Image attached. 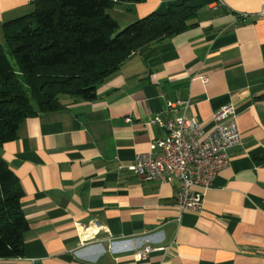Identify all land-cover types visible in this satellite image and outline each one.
Segmentation results:
<instances>
[{
	"label": "crops",
	"instance_id": "0c3cea01",
	"mask_svg": "<svg viewBox=\"0 0 264 264\" xmlns=\"http://www.w3.org/2000/svg\"><path fill=\"white\" fill-rule=\"evenodd\" d=\"M172 0L112 8L124 26ZM32 0H0L3 24ZM261 0L202 5L188 29L134 51L96 88L92 101L25 118L0 155L18 179L29 223L23 255L0 264H264V17ZM243 14H246L244 16ZM124 22V23H123ZM203 76L206 80H203ZM204 131L231 103L241 143L205 190L199 212L179 213L177 182L146 180L126 168L161 137L152 119L177 117ZM144 246L163 249L143 260Z\"/></svg>",
	"mask_w": 264,
	"mask_h": 264
},
{
	"label": "trees",
	"instance_id": "16d2710c",
	"mask_svg": "<svg viewBox=\"0 0 264 264\" xmlns=\"http://www.w3.org/2000/svg\"><path fill=\"white\" fill-rule=\"evenodd\" d=\"M143 0H32V10L3 24L0 43V145L27 117L62 106L61 97L92 101L96 88L134 51L193 24L202 5L172 0L121 26L112 8ZM18 179L0 155V258L23 255L29 229Z\"/></svg>",
	"mask_w": 264,
	"mask_h": 264
},
{
	"label": "built area",
	"instance_id": "2783aa9c",
	"mask_svg": "<svg viewBox=\"0 0 264 264\" xmlns=\"http://www.w3.org/2000/svg\"><path fill=\"white\" fill-rule=\"evenodd\" d=\"M258 16L264 17V0H261ZM203 80L206 77L203 76ZM188 106L187 100L168 102L167 113L182 108L183 114L165 119L155 115L152 122L161 128V137L153 140L146 152L137 154L131 164L118 165L146 180L176 181L175 205L180 214L200 211L205 190L228 163L229 149L241 143L237 113L231 103L213 113V126L209 131H204L195 118L185 114ZM160 249L163 248L144 246L134 256L143 260L150 252Z\"/></svg>",
	"mask_w": 264,
	"mask_h": 264
},
{
	"label": "rangeland",
	"instance_id": "374dc122",
	"mask_svg": "<svg viewBox=\"0 0 264 264\" xmlns=\"http://www.w3.org/2000/svg\"><path fill=\"white\" fill-rule=\"evenodd\" d=\"M124 23V22H123ZM126 25V24H125Z\"/></svg>",
	"mask_w": 264,
	"mask_h": 264
}]
</instances>
